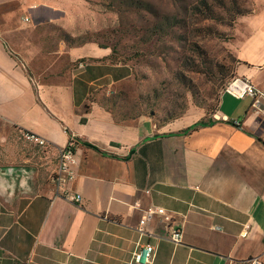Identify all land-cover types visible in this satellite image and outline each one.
Returning a JSON list of instances; mask_svg holds the SVG:
<instances>
[{
    "label": "crops",
    "instance_id": "obj_1",
    "mask_svg": "<svg viewBox=\"0 0 264 264\" xmlns=\"http://www.w3.org/2000/svg\"><path fill=\"white\" fill-rule=\"evenodd\" d=\"M32 6L0 0V151L29 132L49 143L54 161L73 138V178L68 197L12 154L0 158V264H132L147 243L155 246L151 264L264 259V102L223 94L212 123L188 131L197 120L173 127L146 114L118 119L101 100L88 103L92 86L109 77L106 65L62 67L66 49L58 47L57 60L37 68L43 49L21 48ZM249 26L235 45L241 57L244 47L264 54V9ZM68 50L70 64L92 55L87 46ZM263 61L242 59L236 73L264 87L255 77ZM137 200L142 209L131 210ZM148 207L170 216L153 219L155 236L137 230ZM172 228L181 242L162 238Z\"/></svg>",
    "mask_w": 264,
    "mask_h": 264
},
{
    "label": "rangeland",
    "instance_id": "obj_2",
    "mask_svg": "<svg viewBox=\"0 0 264 264\" xmlns=\"http://www.w3.org/2000/svg\"><path fill=\"white\" fill-rule=\"evenodd\" d=\"M30 4L19 35L21 48L43 49L46 56L43 62L38 59L37 68L57 60L58 47L66 49L58 59L62 67L106 65L109 77L92 86L88 103L101 100L118 119L146 114L160 126L173 127L212 120L225 88L238 76L240 61L264 60L263 53H246L249 47L243 48V57L235 50L241 31L264 9V0H30ZM82 46L92 55L70 64L68 49ZM12 54L28 72L31 66L24 57ZM255 77L264 79V67ZM49 147L24 135L16 139L13 150L0 151V158L12 154L29 172L32 168L44 180L49 178L58 191L54 178L59 154L53 161Z\"/></svg>",
    "mask_w": 264,
    "mask_h": 264
},
{
    "label": "built area",
    "instance_id": "obj_3",
    "mask_svg": "<svg viewBox=\"0 0 264 264\" xmlns=\"http://www.w3.org/2000/svg\"><path fill=\"white\" fill-rule=\"evenodd\" d=\"M231 94L236 98L243 99L251 97L254 100L255 106H258L260 100L264 101V87H259L250 79L245 76H235L225 88L224 94ZM239 122L236 121V124ZM27 139L32 140L37 145L49 146V143L32 133H25ZM75 139H71L68 145L59 151V163L55 174L54 180L57 183L58 193L64 194L68 197L69 191L67 189L68 183L73 178V163L75 154ZM72 200L80 202V195L71 196ZM131 210L142 209L141 201H135L129 207ZM157 215H163L167 220H170V216L166 213L162 207H148L144 210L142 217L137 226V230L140 235L155 236L152 229L149 228L150 223ZM170 233L162 238L170 240L172 242L179 243L182 239L181 230L178 228L170 229ZM155 255V246L152 243L140 245L133 253L131 263L132 264H151ZM235 264H264L263 257L254 256L248 259L237 261Z\"/></svg>",
    "mask_w": 264,
    "mask_h": 264
},
{
    "label": "trees",
    "instance_id": "obj_4",
    "mask_svg": "<svg viewBox=\"0 0 264 264\" xmlns=\"http://www.w3.org/2000/svg\"><path fill=\"white\" fill-rule=\"evenodd\" d=\"M223 4V3H222ZM238 13V12H237ZM240 13V12H239ZM234 20V19H233ZM209 123H212V121L211 120H209V121H203V120H201V121H197L196 123H194L193 125H191L190 127H188L185 131H188V130H190V129H192V128H195V127H197V126H203V125H207V124H209ZM238 125H240V124H238ZM29 133V132H28ZM260 140H262L261 138H259ZM263 141V140H262ZM75 145H76V140H75ZM86 145H89V146H93V145H91V144H89V143H85ZM93 147H95V146H93ZM95 148H97V147H95ZM98 149V148H97Z\"/></svg>",
    "mask_w": 264,
    "mask_h": 264
},
{
    "label": "water",
    "instance_id": "obj_5",
    "mask_svg": "<svg viewBox=\"0 0 264 264\" xmlns=\"http://www.w3.org/2000/svg\"><path fill=\"white\" fill-rule=\"evenodd\" d=\"M264 102L263 100H260V103ZM260 103L258 104L259 107H263V105L260 106ZM11 170V169H10Z\"/></svg>",
    "mask_w": 264,
    "mask_h": 264
}]
</instances>
